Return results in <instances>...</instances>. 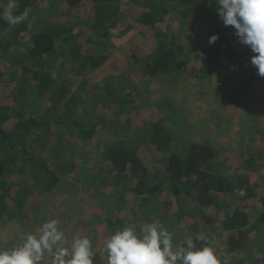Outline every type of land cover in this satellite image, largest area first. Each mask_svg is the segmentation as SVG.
Returning <instances> with one entry per match:
<instances>
[{
	"label": "trees",
	"instance_id": "trees-1",
	"mask_svg": "<svg viewBox=\"0 0 264 264\" xmlns=\"http://www.w3.org/2000/svg\"><path fill=\"white\" fill-rule=\"evenodd\" d=\"M7 2L0 0V12ZM44 3L51 5L46 11L57 20H38L45 12ZM76 7L87 12L84 24L88 35L73 22ZM25 8L31 10L29 17L37 20L36 26L27 25L29 18L14 26L0 18L1 47L3 34L8 37L12 27L19 28L28 42L17 59L6 62L0 56V226L13 218L22 217L27 222L38 197L74 172L75 164L67 159L72 146L63 141L71 135L74 142L85 144L99 131L72 121L73 113L84 111L82 106L91 104L94 111L105 112L113 120L127 118V131L137 129L125 116L137 103L130 99L129 88L124 89L123 83L113 85L117 77L112 73L107 74L106 81L93 85L89 81L108 60L113 48L109 42L120 22L136 20L138 27L151 29L158 39L156 49L133 72L135 80L138 77L154 82L172 74L177 77L175 73L181 75V69L200 80L226 72L235 79L231 78L234 88L226 99L230 109L246 106L248 115L264 117V77L251 63L250 47L240 43L234 27L223 24L215 0H16L14 14L19 15ZM169 20L179 26L177 33L167 32L173 27L167 25ZM195 26L201 32L187 35L191 44L188 42L190 47L186 49L182 46L183 36ZM213 35L219 39L209 44ZM73 79L82 80L76 85ZM7 83L19 84L12 100L2 99L1 91L4 86L8 89ZM90 85H97L96 89L91 90ZM49 99L55 102L54 109ZM161 117L139 129L129 141L119 139L106 145L98 156L99 173L105 174L103 178L96 175L99 191L103 186L116 187L121 197L137 196L142 199L138 209L145 221L152 216L160 227L172 230L175 222L191 217L194 206L201 212L210 211L218 216L222 237L205 236L221 261L264 264V252L257 251L253 243L255 236H264V179L252 181L258 173L246 168L230 176L223 174L218 169L223 157L220 146L205 140V136L180 144L181 137ZM253 160L257 159L251 158L250 164ZM237 189L246 194L238 195ZM116 204L113 211L122 212ZM113 211L105 214L111 216L104 222L110 232L131 224L128 217L118 218L117 212L111 214ZM133 215L137 220L138 215ZM192 239L198 248L205 246Z\"/></svg>",
	"mask_w": 264,
	"mask_h": 264
},
{
	"label": "rangeland",
	"instance_id": "rangeland-1",
	"mask_svg": "<svg viewBox=\"0 0 264 264\" xmlns=\"http://www.w3.org/2000/svg\"><path fill=\"white\" fill-rule=\"evenodd\" d=\"M44 6H46L44 7L45 12L38 14V20H57H52L53 13L46 11L49 9L46 3H44ZM125 13L129 12L126 11ZM74 15L76 20L73 22L79 23L88 35L87 26L84 24L87 19V12L83 7H76ZM170 21L167 25L173 27L167 28V32L175 33L176 31L177 33L179 26L170 24ZM36 24L37 20L29 17L27 25L34 27ZM196 29L195 26L192 32L186 33L183 36L184 38L182 37L184 48H189L191 44L187 35H190V33L197 35L201 32L200 28L199 30ZM114 33V40L111 39L109 42L110 45H113V48L108 60L103 65V69L91 74L89 81L92 85L94 82L106 81L107 74L112 73L110 75L117 77L115 83H112L113 85L123 83L124 89L129 88L131 91L130 99L137 103L133 107L134 111L126 113L125 116L131 118V126L137 129L130 128L131 130L128 132L129 126L125 121L127 118L122 120L110 119L105 112L97 113L94 111L91 104L82 106L84 111L73 113L75 115H71L72 121L90 125L89 128L92 130L98 128V133L85 144L76 143L73 141L74 137L67 136V140L63 143H69L72 146V153H69L67 159L69 158L75 164L74 172L63 177L56 188L38 197L35 206L32 207L31 217L27 222L23 221L22 217L19 220L13 218L5 225L0 226V250H11L19 246L28 233L36 234L39 237V227L45 221L56 219L59 221L58 227L66 236L67 243L64 244V247L70 249L74 238L87 237L92 241L93 264H107L105 243L114 232H110L106 227L107 224L104 223L107 218L111 217L109 215L105 216L106 212L115 210V204L118 202L116 206L119 205L118 207L123 209L122 212L117 210L111 214L117 212L116 216L121 219L128 217L129 220H132L131 224L135 225L137 231L147 223H153L154 221L152 216L145 221L144 213L138 209L142 199H136L137 196L127 194L125 197H121L118 195L116 187L103 186V189L99 191L98 185L95 184L96 175L100 174L98 177L103 178L105 174H102L101 171L99 173L101 167L98 165V156L105 151L106 145L119 139L129 141L134 133L141 128H145L146 125L154 123L157 121V117L161 115V119H164L170 129H174V133L181 137L180 144L195 142L198 141L199 137L205 136V140L212 141L215 145L220 146L223 157L219 160L218 169L223 174L230 176L231 172L235 173L238 170H245L242 168H246L248 171H257L258 173L256 177H252V181H263L264 117L260 119L258 116L256 119L248 115L249 110L246 106L230 109L226 99L234 88L233 80L235 79L231 75L223 72L213 78L200 80L190 76L189 71L181 69L178 72L181 75L175 73L177 77L172 74L154 82L141 81L137 79L138 77L135 80V73L133 72L139 70L140 61L156 49L157 36L151 29L144 30L143 27H138L136 20L133 23L127 20L120 22ZM1 44L0 56L2 54L6 58L5 61L9 62L13 58L17 59L21 56L22 50L28 42L19 28L12 27L8 37L3 34ZM5 47L7 52L4 51ZM249 53L254 55L252 51ZM133 57L135 60L132 59ZM128 71L132 74L127 78L126 73H129ZM72 78L74 77L71 76L70 79L72 80ZM81 80L74 81L73 79V84L77 85ZM7 84L8 89L5 90V86L2 88V99L12 100L18 94L19 84ZM95 86L97 85L91 86L90 89L95 90ZM108 88L111 87L108 86ZM49 100L51 109H54L55 102H52V99ZM131 109L132 106L128 111ZM56 139L58 140V136ZM175 143L178 144L177 141ZM58 144L55 145L57 149L60 148ZM50 148H48V152ZM254 149L257 152L252 153ZM261 153L262 156L258 157ZM251 158L257 160H253L250 164ZM128 198L130 202H128ZM122 203H124V206ZM133 211H136V213H133ZM133 214L138 215L137 220ZM37 216L39 220H37ZM161 227L166 228L173 234L174 243L177 244L183 243L190 236L194 238L197 233L214 234L217 238L222 237L218 216L210 211L201 212L196 206L193 207L191 217L188 216L181 223L175 222L172 225L173 230L171 227ZM253 243L257 251L262 250L264 252V236H255ZM45 258L50 261L47 252H45Z\"/></svg>",
	"mask_w": 264,
	"mask_h": 264
},
{
	"label": "clouds",
	"instance_id": "clouds-1",
	"mask_svg": "<svg viewBox=\"0 0 264 264\" xmlns=\"http://www.w3.org/2000/svg\"><path fill=\"white\" fill-rule=\"evenodd\" d=\"M217 12L225 27L232 26L240 43L249 46L254 55L251 63L258 74L264 77V0H215ZM16 0H8L0 18L10 25H18L29 18L30 9L25 8L19 15L14 14ZM217 35L209 37L208 43L215 44ZM237 194L244 196L242 189ZM59 221L51 219L39 227V237L28 233L23 243L11 250H0V264H93L92 241L74 238L71 248L64 232L58 227ZM196 241L204 242L198 248L192 237L181 244L174 243V236L157 223H147L137 234L135 225L118 229L105 243L107 264H228L221 261L213 247L208 246L205 234L194 235ZM186 245V246H185ZM71 257L66 259V257Z\"/></svg>",
	"mask_w": 264,
	"mask_h": 264
}]
</instances>
